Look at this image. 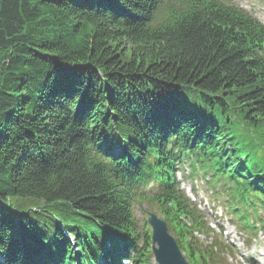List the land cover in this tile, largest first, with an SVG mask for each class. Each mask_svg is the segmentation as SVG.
Masks as SVG:
<instances>
[{"label":"trees","instance_id":"1","mask_svg":"<svg viewBox=\"0 0 264 264\" xmlns=\"http://www.w3.org/2000/svg\"><path fill=\"white\" fill-rule=\"evenodd\" d=\"M259 143L264 28L244 11L220 0H0V264L119 259L135 247V202L181 225L173 167L187 150L264 194Z\"/></svg>","mask_w":264,"mask_h":264},{"label":"rangeland","instance_id":"2","mask_svg":"<svg viewBox=\"0 0 264 264\" xmlns=\"http://www.w3.org/2000/svg\"><path fill=\"white\" fill-rule=\"evenodd\" d=\"M241 5L247 7V8H251L252 10H254L259 17L263 18L264 16V1L262 0H241ZM245 142L247 143V147H246V150L245 152L249 151L250 149H252V145H249L251 144L250 142V138L249 140H245ZM254 144H255V140H253ZM263 147L261 145V143H259L257 146H255L256 149L259 150V152L256 153L257 157L261 160L260 162L261 163H264V161H262V157H261V154H262V150H263ZM141 219V217H140Z\"/></svg>","mask_w":264,"mask_h":264},{"label":"bare ground","instance_id":"3","mask_svg":"<svg viewBox=\"0 0 264 264\" xmlns=\"http://www.w3.org/2000/svg\"><path fill=\"white\" fill-rule=\"evenodd\" d=\"M61 230H62V229H61ZM119 256H120V257H122V256H121V254H119ZM106 257H107V256L105 255V259H106ZM104 263H106V261H105V260H104Z\"/></svg>","mask_w":264,"mask_h":264},{"label":"water","instance_id":"4","mask_svg":"<svg viewBox=\"0 0 264 264\" xmlns=\"http://www.w3.org/2000/svg\"><path fill=\"white\" fill-rule=\"evenodd\" d=\"M155 224H156V226L160 227L159 224H157V223H155ZM161 251H163V249H161Z\"/></svg>","mask_w":264,"mask_h":264}]
</instances>
